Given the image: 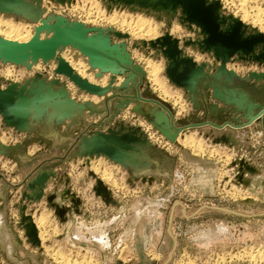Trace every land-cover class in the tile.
I'll return each instance as SVG.
<instances>
[{
  "label": "rangeland",
  "instance_id": "rangeland-1",
  "mask_svg": "<svg viewBox=\"0 0 264 264\" xmlns=\"http://www.w3.org/2000/svg\"><path fill=\"white\" fill-rule=\"evenodd\" d=\"M139 1L12 0L9 12L0 0V24L27 29L40 20L65 19L122 35H110V47L117 50L107 49L114 60L109 59L105 71L70 47L56 53L66 62L77 56L93 76L90 83L108 89L102 96L86 94L56 76L54 60L22 65L0 60V88L23 89L29 99L25 104H30L23 129L0 115V221L13 250L8 257L6 243L0 245V264H264L259 259L264 256V63L235 54L223 67L212 52L198 47L203 35L180 9H152V0L146 7ZM208 1L220 4V16L241 21L246 35L264 36L258 25L242 20L243 11L264 19V0ZM137 17L150 21L155 37H138L111 21ZM3 33L1 29L2 39ZM164 34L177 39L182 57L197 66L198 75L187 89L168 79V60L149 45ZM260 49H254L256 55ZM148 63L158 68L156 85ZM242 94L246 99L240 100ZM65 101L76 112L56 116L53 105ZM71 120L78 123L70 129ZM239 130L245 132L235 138ZM125 135L136 137L137 144L109 138ZM224 137L234 142H222ZM94 139L116 149L129 145V161L124 166L91 153V147L82 152L81 143ZM240 159L256 173L238 171ZM151 161H157L158 171L151 169ZM103 170L111 174L109 181L102 178ZM89 173L104 180L123 210L94 196ZM40 175L48 176L42 190L31 186ZM77 178L82 188L76 186ZM49 197L59 208L48 203ZM82 200L94 211L89 214L94 238H74L78 227L72 235L68 228L65 237L69 217L82 214L75 210V202L80 206ZM22 215L33 223L38 216L47 219L45 227L36 229L44 234L38 236L39 246L27 237Z\"/></svg>",
  "mask_w": 264,
  "mask_h": 264
},
{
  "label": "water",
  "instance_id": "water-1",
  "mask_svg": "<svg viewBox=\"0 0 264 264\" xmlns=\"http://www.w3.org/2000/svg\"><path fill=\"white\" fill-rule=\"evenodd\" d=\"M124 1L132 4L136 0ZM149 1L150 0H141L139 3L146 7L149 6ZM8 2L5 3L4 0H2L3 8L7 6L5 9L12 12V0H8ZM150 7L152 9L161 7L163 10H170L173 12L180 9L181 14L184 16V20L198 27L200 33L203 35L201 42L197 43L198 47L201 49L203 48L207 52H212L216 59L222 61L223 67L226 60L235 54H242V56L240 55L241 60H246L243 57L245 56L248 57L249 60H254L259 64L264 63V36L261 34L246 35V28L242 25L241 21L235 20L232 17L227 18L220 16V4L217 1L152 0ZM89 33L92 34L89 35ZM112 34L117 38L122 37V35L118 33L104 32L102 29H87L79 23L70 24L65 19H59L55 23H49L48 20H40V25L35 27L32 37L27 42L16 43L0 38V60L18 65L25 64L28 61L36 63L38 60H42L43 62L54 60L56 63L54 74L56 76L68 79L73 85L86 94L102 96L108 89L102 91V88L98 85L92 84L81 78L74 72L73 68L66 61L62 60V58H59L56 53L70 47L87 57L92 67L105 71L109 59H112L110 55H108L107 49H109L111 53L117 50L115 47H110L109 39ZM189 44H192V42ZM149 45L152 49L159 50L168 60L166 69L168 79L176 87L183 89L189 88L191 86L190 82L194 81V78H196L195 71L198 69L191 59L182 57V49L179 46V41L172 38L169 34H164L154 42H150ZM184 45H188V43ZM259 45H261V49L256 55L254 49ZM120 50L122 51V49ZM262 78L264 79V76H262ZM28 102V96L23 89L17 90L13 85L5 89L0 88V115L10 126L23 129L21 125L24 119L17 115V111ZM262 114H264V109H262ZM255 118L259 119L260 116L257 115ZM256 119L253 120L252 118L251 122L256 121ZM109 138L116 142L124 140L127 141V144H137L138 142L136 137H129L128 135L124 137L109 136ZM228 141L234 142L231 138L228 139L224 137L222 139V142ZM92 144L93 146H91ZM88 147H91V153H95L96 155L101 154L116 163H121L116 148L110 147L100 139H94V141L87 145V148ZM129 147L130 146L126 144L121 146V148H125L126 150H128ZM238 164L242 167L238 169L241 173L243 168L251 174L256 173V171L242 161V159L238 161ZM88 176L94 181L92 192L95 197H99L105 205H113L116 207L120 205L118 201L113 199L112 193L100 179L92 173H89ZM47 180L48 176L40 175L32 182L31 186H37L42 190ZM67 195H69V193H67ZM38 196H41L40 193ZM47 200L53 208H59V205L52 202L51 197ZM21 221L26 229V235L29 240L32 241L33 245L39 246L38 233L31 218L22 215Z\"/></svg>",
  "mask_w": 264,
  "mask_h": 264
},
{
  "label": "bare ground",
  "instance_id": "bare-ground-1",
  "mask_svg": "<svg viewBox=\"0 0 264 264\" xmlns=\"http://www.w3.org/2000/svg\"><path fill=\"white\" fill-rule=\"evenodd\" d=\"M244 9V8H243ZM242 9V10H243ZM241 10V9H240ZM27 11V10H26ZM16 12V11H15ZM23 13V12H22ZM27 13V12H26ZM26 13H24V14H22V15H26ZM30 13V12H29ZM241 13V12H240ZM17 15V14H16ZM28 15H30L31 16V14H28L27 13V17H29ZM34 15H35V13H34ZM25 16V17H26ZM33 16V15H32ZM113 16V15H112ZM115 16V15H114ZM34 17V16H33ZM258 16L256 15V16H252V15H249L248 14V12H246V11H243L242 12V20H250L251 22H252V24H255V25H258L259 26V28H260V30L261 31H264V19H259V18H257ZM29 19V18H28ZM34 19H32V21H33ZM113 20V21H112ZM36 21V20H35ZM110 21V20H109ZM111 21L112 22H114L115 21V23H117L119 26H121L122 28L124 27V28H126L129 32H131L133 35L135 34V35H138V37L139 36H144V37H155V29H154V27L151 25V23H150V21L149 20H146V19H144V18H142V17H137L136 19L134 18V20H131L130 22H125L124 20L123 21H119V22H116V20H114V18L113 19H111ZM104 22V21H103ZM114 24V23H113ZM26 28V27H25ZM25 28H16V27H12L11 25H9V24H7V23H2V24H0V30L1 29H3L4 31H5V33H3L5 36H4V39L5 40H7V41H12V42H27L31 37H32V35H33V32H34V29H35V27H30V28H27V29H25ZM172 32H174V33H176L177 32V29H173L172 30ZM179 35V34H178ZM137 37V36H136ZM63 54V53H62ZM69 53H67V55H68ZM61 56V55H60ZM70 56V55H69ZM79 56V55H78ZM67 57V56H66ZM62 58H65L64 56L62 57ZM68 58V57H67ZM70 58V57H69ZM65 60V59H64ZM67 63H69L70 64V66L75 70V71H77V74L81 77V78H83V79H85V80H87V81H89V82H92V77L93 76H91V75H89L88 73H86L85 71V66H84V64L77 58V56H73L72 57V59L70 58V61H68ZM55 66V65H54ZM147 70H148V72H149V75H150V78L153 80V84H155L156 82H157V78H156V76H157V72H158V68H157V66H155L153 63H148V65H147ZM94 72V71H93ZM76 73V72H75ZM196 75H198V74H196ZM195 77H197V76H195ZM195 79V78H194ZM151 80V81H152ZM94 81V80H93ZM104 80H102V83H104L103 82ZM192 82V81H191ZM191 82H190V85H191ZM158 83V82H157ZM156 85V84H155ZM104 87V86H103ZM160 87V86H159ZM102 88V87H101ZM158 88V87H157ZM106 89V88H105ZM104 89V90H105ZM103 89H102V91H104ZM108 91V90H107ZM246 97H247V95H245V94H242L241 95V99L240 100H244V99H246ZM248 99V98H247ZM239 100V101H240ZM247 102V101H246ZM239 103V102H238ZM241 103V102H240ZM245 103V102H244ZM27 105H30V104H24L18 111H17V115L20 117V118H22V119H24V121L22 122V128L24 127V126H26L25 124H26V122H27V120H28V115L26 114V113H24V109H25V107L27 106ZM53 112L54 113H56V116L58 115L59 117H64L65 116V114H72L73 113V111L75 110V112H76V108H74L73 107V105L70 103V102H68V101H65V102H58V103H56V104H54L53 105ZM182 111V110H181ZM77 113H78V111H77ZM85 142V143H84ZM186 144H188V143H191L189 140H186ZM90 143V140H88V141H83L82 143H81V149H83V151L82 152H84V151H86V149H87V145ZM182 144V143H181ZM185 144V143H184ZM114 145V144H113ZM192 145V144H191ZM109 146H111V144L109 145ZM115 146V145H114ZM184 146V145H183ZM116 147V146H115ZM185 147V146H184ZM196 148H198V146H196ZM200 148V147H199ZM198 148V149H199ZM116 151H117V153H118V156H119V158L121 159V164H123L124 166L126 165V162L127 161H129V159H130V157L127 155V153L126 152H128L127 150H124V149H116ZM81 152V153H82ZM142 155V154H141ZM141 155H139V156H141ZM144 159V158H143ZM146 160V159H145ZM136 162V161H135ZM129 165V164H128ZM135 165V164H134ZM133 165V166H134ZM137 172H143L144 170L143 169H141L140 171H138V169H135ZM145 171H147V170H145ZM96 172V171H95ZM144 173V172H143ZM140 174H142V173H140ZM101 176H102V178H104L106 181L108 180H110V178H111V174L109 173V172H107L106 170H103L102 172H101ZM101 178V179H102ZM103 180V179H102ZM101 180V181H102ZM104 181V180H103ZM103 183V182H102ZM244 199V198H243ZM121 206V207H120ZM118 208L120 209V210H123L124 209V207L122 206V205H120ZM71 218V220H68V222L65 224V230H66V232H65V237H66V233H67V229L68 228H70V232L69 233H71V235L75 232V229L78 227V226H76V224L74 223V221H73V217L71 216L70 217ZM46 218H44V217H42V216H38L36 219H35V221H34V225L36 226V229L38 228V227H42V226H44V224L47 222L46 220H45ZM33 222V221H32ZM45 227V226H44ZM43 227V228H44ZM48 227V226H47ZM39 229V228H38ZM6 230V229H5ZM43 233L41 232V234H40V232H39V238H42L43 237ZM204 235V234H203ZM208 236V235H207ZM205 237V236H204ZM8 238H9V236L5 233V231H4V229L2 228V222L0 221V245H4V243H6L5 244V246L3 247L4 249H5V252H6V254H7V256L8 257H11L12 256V252H13V250H11V244L12 243H9V242H7V240H8ZM44 238H45V236H44ZM46 239V238H45ZM205 239V238H204ZM40 240V239H39ZM43 240V239H42ZM202 241V240H201ZM200 241V242H201ZM259 254H261V253H259ZM58 256V255H57ZM54 258V257H53ZM60 258H62V257H60ZM257 258V257H256ZM63 259V258H62ZM259 259L264 263V256H262V255H260L259 256ZM258 259V260H259ZM65 260V259H64ZM257 260V259H256ZM259 260V261H260ZM60 261H61V259H60ZM81 261V260H80ZM67 262H68V260H66V263L65 264H67ZM64 263V262H63ZM76 264H78L77 262H76ZM81 264V263H80Z\"/></svg>",
  "mask_w": 264,
  "mask_h": 264
},
{
  "label": "crops",
  "instance_id": "crops-1",
  "mask_svg": "<svg viewBox=\"0 0 264 264\" xmlns=\"http://www.w3.org/2000/svg\"><path fill=\"white\" fill-rule=\"evenodd\" d=\"M77 123H78V120H71V123L69 125V128L71 129L73 127V125L74 124L76 125ZM246 130L247 129H245V131ZM245 131L239 130L236 133H234L235 138H238V136H241ZM150 167H151V169L154 168L157 171L159 169L157 161H151ZM254 168L257 169L255 166H254ZM257 170L259 171L258 173H261L262 174V170L261 169L260 170L257 169ZM62 176H63V174H62ZM252 176L254 178H256V177L258 178V175L257 176L252 175ZM254 178L250 182V185H251L252 188L255 187V179ZM77 181H78V183H76V186L79 187V188L80 187L82 188L84 186V184L80 183V178H77ZM73 199L76 200L77 197L76 198L73 197ZM83 201L84 200H82V203H81L80 206H78L79 205V202L78 201L75 202V210H76V213H82V214L81 215H77V216L76 215L72 216L74 223L76 224V226H78V228H80V231L79 232H76L77 235L74 236V238H76V239H80V238H83V239H87V238L93 239L94 238L93 236L95 235V232L92 230V229H94L92 227L93 226V222H94V220H93L94 217L93 216H89V214H92L94 211H93L92 208H90V207H88V205H86V204H88V202L86 204H84ZM90 211H91V213H90ZM70 217H69V220H71Z\"/></svg>",
  "mask_w": 264,
  "mask_h": 264
}]
</instances>
